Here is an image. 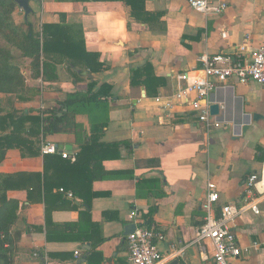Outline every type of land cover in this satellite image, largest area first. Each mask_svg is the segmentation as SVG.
Instances as JSON below:
<instances>
[{
    "label": "crops",
    "instance_id": "1",
    "mask_svg": "<svg viewBox=\"0 0 264 264\" xmlns=\"http://www.w3.org/2000/svg\"><path fill=\"white\" fill-rule=\"evenodd\" d=\"M225 1L220 16L199 13L187 0H142L134 14V0L29 3L28 18L38 30L62 22L60 15L79 27L84 49L98 55L99 66L90 72L48 64L45 76L35 77L29 59L13 51L25 85L35 93L23 101L0 93V115L14 108L41 117L76 95L70 98L78 101L71 107L73 127L44 142L40 124L36 147L52 143L58 156H77L85 146L89 166L71 172L46 163L41 153L22 157L15 147L7 151L0 175L24 178L6 193L12 209L2 215L8 236L0 264H128L127 236L133 225L146 226L141 216L151 210V224L164 236L157 264H213L211 244L201 249L194 243L207 184L217 188V212L249 200L244 182L264 169V87L231 80L215 90L208 103L219 106L212 116L218 127L208 142L190 106L175 102L166 110L154 98H169L199 77L203 58L237 59L239 47L245 46V57L262 44L264 0ZM23 20L16 7L15 25ZM185 73L188 81L180 79ZM254 114L261 119L254 121ZM92 162H100L102 177L90 182ZM57 184L71 187V197ZM258 209L259 215L244 211L237 218L241 255L229 264H264V198Z\"/></svg>",
    "mask_w": 264,
    "mask_h": 264
},
{
    "label": "trees",
    "instance_id": "2",
    "mask_svg": "<svg viewBox=\"0 0 264 264\" xmlns=\"http://www.w3.org/2000/svg\"><path fill=\"white\" fill-rule=\"evenodd\" d=\"M134 1L130 4L132 14H134L135 8L142 5V0ZM16 7L13 0H0V39L3 41V44L0 45V93L14 96L19 101L28 100L30 94L35 93L25 85L24 77L14 63L17 58L12 55L13 51H19L21 57L29 59V65L35 77L45 76L48 64L66 63L70 68L88 69L90 72L95 69V66H99L98 55L84 49L80 28L65 24L63 15H60L62 22L43 24L38 30L28 17L23 20L20 26L15 25L13 13ZM7 31L11 32L13 36L8 35ZM68 97L69 99L59 103L58 107L43 110L41 117L29 116L27 112L20 114L14 108H11V111L5 115H0V164L6 158L7 151L13 147L20 150L22 157L40 153V142L36 147L40 124L44 142L54 134L70 130L73 127L71 107L78 101L74 100L73 102L70 99L76 98V95L70 94ZM27 122L31 125L28 130L25 128ZM35 128L36 130H34ZM22 135L29 137L36 135L37 138L34 141L22 137ZM85 150V146H82L74 161L63 159L55 154L45 155V162L65 166L71 172L78 170L80 172L85 166H89L88 160L85 158ZM99 169H101L100 162H92L90 182L102 177V172L99 174ZM23 176L20 174L17 176L0 175V233L3 238L0 239V249L2 252H4L3 248L8 236L7 229L2 225V215L5 211L11 212L12 209L6 193L13 187L19 188L20 186L13 185V182L24 178ZM76 178L78 177L76 176ZM56 187L67 193L69 189H72L65 185H62V188L59 184ZM152 213L151 210L148 214L141 216L146 226L152 225Z\"/></svg>",
    "mask_w": 264,
    "mask_h": 264
},
{
    "label": "built area",
    "instance_id": "3",
    "mask_svg": "<svg viewBox=\"0 0 264 264\" xmlns=\"http://www.w3.org/2000/svg\"><path fill=\"white\" fill-rule=\"evenodd\" d=\"M187 5L206 16H220L228 8L225 0H187ZM238 49L240 57L237 59L223 54L203 58L204 66L199 77L193 79L173 96L169 98L157 96L154 102L163 105L166 110L172 109L175 102H185L196 113L208 142L211 130L218 127L217 122L210 115V104L208 103V98L215 90L231 80L242 84L252 81L264 87V41L245 57L243 56L245 46ZM180 79L188 81V73L183 74ZM190 93H194V99H186ZM40 153L44 156L55 155L58 153V148L52 143H41ZM60 156L71 161L75 159L74 155L64 151L60 152ZM244 183L245 193L249 200L242 206L226 204L218 212L216 211L219 198L217 188L212 182L207 184V196L202 203L204 218L202 224L195 230L194 243L200 248L205 242L211 244L213 264H229L230 258H237L241 255V248L234 230L239 215L244 211L259 215L258 203L264 198V169L260 175L248 176ZM60 191L63 192L62 189ZM65 194L71 197V193L66 192ZM0 237H2L1 233ZM163 239V234L155 225H137L134 231L127 236L128 264L159 263L161 261L159 244ZM75 255L78 254L75 253Z\"/></svg>",
    "mask_w": 264,
    "mask_h": 264
},
{
    "label": "water",
    "instance_id": "4",
    "mask_svg": "<svg viewBox=\"0 0 264 264\" xmlns=\"http://www.w3.org/2000/svg\"><path fill=\"white\" fill-rule=\"evenodd\" d=\"M39 1L40 0H13V2L16 4V6L23 12L24 19H27V17L33 13L29 3L30 2H39ZM209 109H210V115L215 116L218 114L219 106L217 104H213L210 106ZM252 119L254 121H256L258 119H261V116L254 114L252 116ZM134 229H135V225L132 226V231L129 232V234H131L134 231Z\"/></svg>",
    "mask_w": 264,
    "mask_h": 264
},
{
    "label": "rangeland",
    "instance_id": "5",
    "mask_svg": "<svg viewBox=\"0 0 264 264\" xmlns=\"http://www.w3.org/2000/svg\"><path fill=\"white\" fill-rule=\"evenodd\" d=\"M7 33H8V35L13 36L11 32L7 31ZM1 44H3V41L0 39V45H1Z\"/></svg>",
    "mask_w": 264,
    "mask_h": 264
}]
</instances>
